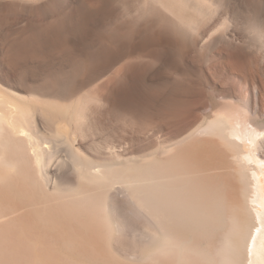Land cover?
Returning a JSON list of instances; mask_svg holds the SVG:
<instances>
[{"label":"bare ground","instance_id":"obj_1","mask_svg":"<svg viewBox=\"0 0 264 264\" xmlns=\"http://www.w3.org/2000/svg\"><path fill=\"white\" fill-rule=\"evenodd\" d=\"M251 2L243 1L242 21L235 17L242 7L237 0H0V264H127L105 252L103 234L110 231L104 226L111 225L102 206L107 196L94 186L95 193L87 192L86 182L107 188L121 178L138 183L130 194L140 205L131 203L130 213L145 209L140 216L146 211L158 223L157 228L144 218L156 248L141 264H264V213L258 209L264 163L253 154L260 149L264 158V124L256 122L264 116V77L256 74L259 69L264 74V61L252 49L254 32L264 36V19L262 13L256 24ZM167 31L188 43L177 47L180 58L173 51L177 59L195 54L199 45L225 50L221 64L195 56L203 84L222 73L238 81L218 90L221 101L213 100L205 117L186 123L168 143L141 157L124 159L129 154L124 149L100 158L108 168L99 164L91 176L85 172L86 181L79 175L88 194L64 193L77 172L74 165L97 145L93 129H121L125 143L194 111L188 102L183 107L188 95L181 89H193L192 74L159 47L161 34L164 42L170 37L163 36ZM145 39L154 43L144 45ZM93 84L97 88L88 89ZM179 85L181 94L175 91ZM198 94L193 104L187 99L193 109L206 101L205 96L195 101L204 95ZM63 151L66 156H60ZM71 166L76 171H69L68 180ZM118 201V209L128 203ZM201 239L206 247L199 246Z\"/></svg>","mask_w":264,"mask_h":264},{"label":"rangeland","instance_id":"obj_2","mask_svg":"<svg viewBox=\"0 0 264 264\" xmlns=\"http://www.w3.org/2000/svg\"><path fill=\"white\" fill-rule=\"evenodd\" d=\"M240 1H242V2H240ZM243 1H245V0H237V4H238V6H241L242 5V7H236V16L235 17H238V19L237 20H242L243 21V18H244V15H245V13H246V8L244 7V5H243ZM253 2H251V7H252V9H253V11H254V13L255 14H257L256 15V18L258 17V18H261L260 17V15L262 16V13H263V18L262 19H264V0H252ZM254 1H255V3H254ZM240 2V3H239ZM252 3H254V4H252ZM263 3V4H262ZM245 4V3H244ZM261 7V8H260ZM221 8H222V6H221ZM245 8V9H244ZM241 9V10H240ZM261 9V10H260ZM237 10L239 11V12H241V13H239L238 12V14H237ZM263 10V11H262ZM221 11H223V9H221L220 10V12L219 13H222L223 14V12H221ZM260 11V12H259ZM262 11V12H261ZM245 12V13H244ZM244 13V14H243ZM222 14H220L221 16H222ZM226 15V14H225ZM239 15H241V17L239 16ZM243 15V16H242ZM227 16V15H226ZM226 16H223V18L224 17H226ZM257 18V20H256V24H258V23H260V20H262V19H258ZM259 20V21H258ZM242 21H239V22H242ZM258 22V23H257ZM242 23H240V24H238V25H241ZM243 25H244V23H243ZM245 26V25H244ZM240 27V26H239ZM242 28H244L243 26H241ZM240 27V28H241ZM237 29H238V27H237ZM243 30V29H242ZM241 30V33L243 34V35H246L245 34V32H247V31H245L244 33H243V31ZM259 31V30H258ZM247 33H249V34H247L246 36H249L250 35V32H247ZM255 33L256 32H254V36H253V33L251 34L253 37H254V41L252 40L253 39V37H252V49L254 50V55H255V57H256V55L258 56L259 55V58L261 59H259L258 57H256V58H258L259 60L258 61H264V46H262L263 44H264V36H260L259 35V33L260 32H258V34L256 33V36H255ZM164 35V37H166V36H168V35H170L171 33L170 32H168L167 31V33L166 32H164L163 33ZM165 34H168V35H165ZM251 35H250V38H251ZM172 36H174L173 38H172ZM175 36L176 35H170V37L169 38H171V40L175 43V45H173L174 43H172V42H169V38L168 37H166V39H168V42H166L167 40L165 39V42H164V40H163V37H162V34H161V37L160 38H162V39H158L159 41H158V44H159V47H160V45H162L163 47L165 46L166 47V50H167V52H169L170 53V55H169V53L167 54V52L165 51V55H167V58H168V55L170 56L169 58L170 59H173V61H174V63L176 64V65H179L177 62V60H179V61H181V62H183V64H180V65H182L181 66V68H183V69H185L184 71L186 72V71H188V72H186L187 74L188 73H190V74H188V75H191V76H193V77H190V78H193V80H192V82H190V83H192L191 85H189V87H191L192 85V88L193 89H191V88H188V86H187V88L189 89V91H190V89H191V91H200L201 89L203 90H201L200 92H193V93H195V94H197V93H202V94H204V95H199V97H197V99L195 100V101H197L198 103H199V98L201 97H203V96H205V97H203L202 98V100L205 98L206 99V101L205 100H203V102L201 103L202 105H200V106H198V104L196 105V106H194V109L192 108V107H190V106H193V105H190L189 104V102L190 101H192L191 102V104H193V98H196L195 97V94H188V93H192L191 91L189 92L188 91V89L187 88H183V86L181 87L180 85L179 86H177V88L175 89V91H179L180 92V94L182 93V91L185 89V90H187L186 91V93L184 92V93H182V95L184 94V95H188V97H186L187 99H189L190 101H188L187 99V101L185 100H183L184 102H183V104H184V108H185V104H186V102H188V105L186 104V106H188L189 108L188 109H190L191 108V110H194L193 112H194V115H193V112L190 110L189 112H192V113H189V112H187V113H189V114H187V118L185 119V118H183V119H185L184 120V122L182 121V120H179V121H175L174 122V120H173V123H171V122H168V123H171V125H169L165 120V125L163 124V127H164V130H163V127H161L160 129H158L159 127H157L154 131H148L147 133H146V135H141L140 136V138H139V135L137 134V133H135V136L134 135H132L133 137H129V138H125V140H124V142L125 143H123V140L122 139H124L123 137H126L125 135H127V134H124L123 135V133H122V131H121V129L120 130H118V129H115L116 131L115 132H113V130L111 129V131L115 134V136H113L112 134L113 133H110L111 131H109L108 129V131L109 132H107V131H105V132H103L104 130H106V129H103V131H102V129H93V131H94V133L96 134H94L96 137L94 138V136H93V140L94 141H98L97 142V145H96V143L94 142V141H92V142H90V143H95V144H91L93 147H94V145H95V148L93 149V147H92V149H90V152H89V150H88V155H89V158H86V159H83L82 160V163L80 164L82 167H81V169H82V171H80V169H78V168H80L79 166H76V165H74L75 167H76V169H77V172H75L74 173V169H75V167H74V169H73V171H72V166H71V170H68V169H70L69 167L67 168V169H65V171H67L68 172V175H67V172L65 173L66 174V176H67V178H68V180L70 179V177H68L69 175H71V173L73 174L71 177L73 178H71V180L72 181H70L69 180V182H71L70 184H71V186H70V184H67V183H65V185L63 186V188H64V193H68V192H72V191H75V190H78V194H80V192H83V193H85L84 191H82V190H84L85 189V186H86V188L88 187V184H91V186H89L87 189H88V191L87 192H92L91 190H93V191H95V189L97 190V191H95V192H98L99 191V189L101 190V191H103L106 195H105V197L107 196V198H106V200H103V202H102V206L105 208V210H107V219H109L110 220V226H109V224H108V226H106V224L107 223H105V226H104V224H102V229L104 230V228H103V226L105 227V230H107V231H110V232H108V233H104L103 234V236H105L106 238H108L107 239V242H105L104 241V243H103V248H104V250H106L105 252L111 257V258H113L116 262L117 261H121L122 263L124 262V263H127V264H141V263H146V262H148V261H150V260H148V258L150 259L151 258V256H152V254L155 252V251H153V250H155V248H156V245H154V243L152 242V239L149 237V234H147V231H146V225H148V223H145L144 222V218H145V221L147 220L149 223H151L150 221H152V223H153V226H156L157 228H158V223L152 218V217H150L149 216V214L146 212V211H144V215L143 216H140L141 214H142V211L143 210H145V209H140L139 208V210H140V215H136V214H133L132 212L130 213V211H129V209H128V206L129 205H132L131 203H137L138 205H140V203H138L134 198H132V195L130 194V191H131V189H133V187L135 188L136 186V184H138L135 180H133L132 178H130V180L132 179L133 181H134V183L132 182V184L131 185H134V186H131V185H129V187H131V188H129V187H127L128 185L127 184H130V182L132 181H129V183H127L128 182V179L127 178H125L126 180H124V178H121V182H118V181H120V178H119V180L117 181L118 183H116V184H114L116 181H114L113 180V183L112 182H110L109 184H111L110 185V187L108 188V186H109V184L107 185V188H105V186H96L95 187V185L94 184H96V185H98L97 183H92L90 180H88L89 179V177H88V181H86V177L87 176H89V174H90V176H91V173L93 174V172L95 171V169L98 167L97 165H99V164H102V165H99V167H103V168H105L104 166H106V168H108L109 167V165H110V163L109 162H107V163H109V164H107V163H105L104 164V162L106 161H102L100 158H102L103 160L104 159H106L108 156H112V154H116V152L118 151V153L121 151V152H123L124 151V149L125 150H128L127 152L129 153V154H127L126 156H122V158H124V159H129V158H134V157H141V156H143V155H145V154H147V153H150L152 150H156L158 147H159V145H161V144H163V143H168L167 141L169 140V138H173V137H176L177 136V134L178 133H180V131H182L183 129H185L186 128V126H189V124L192 122V121H194V120H197V118H198V120H201V118L204 116V115H207L208 114V112H210V103H212V102H214V101H216L218 98L216 97L219 93H222L228 86L227 85H229V84H232V83H234V81H238V79L236 80V79H234V77H232V75L230 74L229 76H228V73H222V74H217V76L215 77H212L211 75H210V82L208 83V84H203V83H207L204 79H205V76L204 75H202V77H201V72H200V70H197L199 67L197 66L198 64H197V59L195 58V56L196 55H198L199 53H200V55L202 54V57H204V55H205V57L204 58H206V59H209L208 61H207V63L208 64H213L215 61H217L216 63H223L224 61H226V59H225V50L222 48V46L221 45H208V46H206V47H204L205 49H201L200 48V45L198 46V48H197V52L195 51V54H194V52L190 55V56H187V58H185L184 56H186V55H184L183 57V60L182 59H177V57L178 58H180V56L179 55H181V54H179V52L181 51V50H183L184 49V46H185V44L187 45L188 43H186V42H184V41H181L182 39H180V38H178L177 36V38H175ZM258 36V38H256ZM260 36V37H259ZM244 36H241V41L242 40H244L245 38H247V37H244ZM148 38V37H147ZM149 38H151V36L149 37ZM175 38V39H174ZM255 38H256V40L258 39L259 41H257V42H255L256 40H255ZM261 38V39H260ZM263 38V39H262ZM150 41V42H148V41ZM145 39V42L147 43V44H144V45H149V43H151V42H153V40H149V39ZM161 40H163V41H161ZM170 40V41H171ZM176 40H177V42H176ZM263 42H262V41ZM163 43V44H165V45H163L161 42ZM179 41V42H178ZM261 41V42H260ZM184 44H183V43ZM154 43V42H153ZM152 43V44H153ZM161 43V44H160ZM176 43H178V44H176ZM242 43V42H241ZM240 43V44H241ZM255 43V44H254ZM263 43V44H262ZM152 44H150V45H152ZM182 44V45H181ZM258 44V45H257ZM262 44V45H261ZM170 46V48H168L169 46ZM177 45V46H176ZM181 45V46H180ZM161 46V47H162ZM172 46H174V47H172ZM180 46V47H179ZM211 46V47H210ZM215 46V47H214ZM253 46H255L254 48H253ZM145 47H147V46H145ZM171 47H172V49H171ZM181 48V50H179L178 48ZM217 47V48H216ZM221 47V48H220ZM149 49H150V47H148ZM152 48H156V46H155V44H154V46L152 47L151 46V49ZM158 48V47H157ZM175 48V49H174ZM177 48V49H176ZM189 48V47H188ZM211 48V49H210ZM255 48H256V50H255ZM199 49V50H198ZM210 49V50H209ZM224 50V51H222V50ZM163 50V49H162ZM165 50V49H164ZM172 50V51H171ZM174 50H176V51H174ZM173 51L175 52V54L177 55V57L175 58L174 56H176V55H174V53H173ZM221 51V52H220ZM256 51H258V52H256ZM172 52V53H171ZM202 52V53H201ZM211 52V53H210ZM181 53V52H180ZM222 53V54H221ZM263 55V56H262ZM189 57V58H188ZM222 57V58H221ZM224 57V58H223ZM175 58V59H174ZM193 58H195V61H194V59ZM169 59V60H170ZM177 59V60H176ZM190 59V60H189ZM191 59H193V60H191ZM215 59V60H214ZM221 59H223V61H221ZM219 60L221 61V62H219ZM171 61V60H170ZM177 61V62H176ZM191 61V62H190ZM212 61V62H211ZM181 62H179V63H181ZM186 62V63H185ZM195 62V63H194ZM193 63V64H192ZM215 63V65H218V64H216ZM262 63V62H261ZM188 64V65H187ZM197 64V65H196ZM180 65H179V69L181 70V68H180ZM188 66V67H187ZM198 67V68H197ZM198 71H195V69ZM191 69V70H190ZM260 70V69H259ZM259 70H256V74L257 73H259L258 75H261L260 77H264L263 75V71H262V69H261V71H259ZM182 71V70H181ZM183 72V71H182ZM185 73V74H186ZM201 73V74H200ZM200 74V75H199ZM224 74V75H223ZM227 74V75H226ZM219 75H221V76H219ZM227 78H226V77ZM194 77L197 79V78H199V77H201V78H199V80L197 79H194ZM204 77V78H203ZM221 77V78H220ZM223 81H222V80ZM194 80L195 81H198V82H200L199 83V85H198V82H194ZM202 80V81H201ZM204 81V82H203ZM202 82V83H201ZM231 82V83H230ZM197 84V86L196 85H194V84ZM229 83V84H228ZM95 84V83H94ZM93 84V86H91L92 88H88V89H92V90H95L96 88H97V86H95ZM200 84H201V86H200ZM203 84V85H202ZM97 85V84H96ZM209 85V86H208ZM212 86V87H211ZM215 86V87H214ZM180 87H181V89H183L182 91H181V89H180ZM196 87V90H194V88ZM213 88V89H211V88ZM200 90H199V89ZM225 88V89H224ZM88 89H86V91L88 90ZM216 89V90H215ZM213 90V91H212ZM215 90V91H214ZM218 90H219V92H218ZM204 91H206V92H204ZM188 92V93H187ZM217 92H218V94H217ZM206 93V94H205ZM177 94L178 95H180L178 92H177ZM215 94H217V95H215ZM194 95V96H193ZM198 95H196V96H198ZM208 95V96H207ZM189 96H191V97H189ZM207 96V97H206ZM211 96L213 97V98H211ZM201 98H200V100H201ZM193 99V100H192ZM214 100V101H213ZM208 101V102H207ZM210 101V102H209ZM221 100H217L216 102H220ZM197 102H195V103H197ZM205 102V103H204ZM207 102V103H206ZM195 103H194V105H195ZM204 103V104H203ZM209 103V106L207 105ZM182 104V105H183ZM200 104V103H199ZM206 104V105H205ZM190 105V106H189ZM204 106V107H203ZM195 107H197V108H195ZM187 109V108H186ZM187 109V110H188ZM209 109V110H208ZM219 109V108H218ZM221 109V108H220ZM208 110V111H207ZM186 111V110H185ZM196 111V112H195ZM199 111V112H198ZM198 113V114H197ZM192 114V115H191ZM204 114V115H203ZM189 115V116H188ZM200 115H202V116H200ZM192 116V117H191ZM195 116V117H194ZM200 116V117H199ZM192 118V119H190V118ZM205 117V116H204ZM260 118V119H259ZM170 119H172V118H170ZM174 119V118H173ZM189 122V123H188ZM256 122H258L259 124L260 123H262V124H264V116H262V117H258L257 119H256ZM186 123L188 124V125H186ZM162 124V123H161ZM181 124V125H180ZM186 125V126H185ZM167 126V127H166ZM170 126V127H169ZM177 126V127H176ZM180 126V127H179ZM169 127V128H168ZM173 127V128H172ZM181 127H182V129H181ZM96 128V127H95ZM177 129V130H176ZM95 130H99V131H102V134L104 135H100V132L99 131H97V132H95ZM118 130V131H117ZM159 130V131H158ZM120 131V132H119ZM124 131V130H123ZM166 131V132H165ZM173 131V132H172ZM175 131V132H174ZM178 131V132H177ZM116 132H119V133H117V135H116ZM125 132V131H124ZM154 132V133H153ZM168 132V133H167ZM171 132V133H170ZM98 133V134H97ZM113 136V137H110L111 135ZM158 135H157V134ZM106 134H108L107 136H106ZM120 134H122V136L123 137H121V136H119ZM153 134H154V136H153ZM171 134V135H170ZM246 134H248V132L246 133ZM169 135V136H168ZM175 135V136H174ZM142 136H144V137H142ZM152 136V137H151ZM103 137V138H102ZM104 137H105V139H104ZM110 137V138H109ZM116 139H115V138ZM118 137V138H117ZM136 137V138H135ZM100 138H102V139H100ZM120 138V139H119ZM122 138V139H121ZM131 138H133V139H135V140H132ZM107 139V140H106ZM111 139H112V141H111ZM131 139V140H130ZM165 139H166V141H165ZM105 140V141H104ZM121 140V141H120ZM128 140V141H127ZM150 140V141H149ZM164 140V141H163ZM103 141V142H102ZM110 142L109 144L107 143H105V142ZM129 141H131V142H129ZM101 142V143H100ZM113 142V143H112ZM114 142H115V144H114ZM247 142V141H246ZM102 144V145H99V144ZM105 143V144H104ZM159 143V144H158ZM105 146H104V145ZM118 144V145H117ZM158 144V145H157ZM109 145V146H108ZM115 147H114V146ZM120 145V146H119ZM102 146H104L105 147V150L101 147ZM108 146V147H107ZM122 146V147H121ZM152 146V147H151ZM154 146V147H153ZM98 147H99V149H98ZM111 147V148H110ZM143 147V148H142ZM108 148V149H107ZM113 148V149H112ZM146 150H145V149ZM255 148V147H254ZM106 149L109 151H106ZM93 150V151H92ZM96 150H97V152L98 153H96ZM103 152H102V151ZM113 150V151H112ZM151 150V151H150ZM141 151V152H140ZM261 150L260 149H255V150H253V154H254V156H255V158L257 159H259V157L262 159L261 161L264 163V158L262 157V156H260V152ZM101 152V153H100ZM110 152H112V153H110ZM115 152V153H114ZM120 152V153H121ZM62 154H60V156H64L65 155V151H63V152H61ZM95 153H96V155H95ZM99 153L102 155V156H100L99 155ZM104 153H108L107 155L105 154V155H103ZM110 154V155H109ZM135 154H137V155H135ZM129 155V156H128ZM66 156V155H65ZM92 156V157H91ZM97 156H98V158L101 160H96V158H97ZM100 156V157H99ZM107 156V157H106ZM258 156V157H257ZM103 157H106V158H103ZM110 157H108V158H110ZM94 158V160L93 161H95L96 160V162H97V164H95V162H93L91 159H93ZM109 159H107V161H108ZM92 161V162H91ZM259 162H261L260 161V159L258 160ZM261 162V163H262ZM91 163V164H90ZM93 163V164H92ZM262 163V164H263ZM108 166H107V165ZM94 165V166H93ZM53 167H54V164H53ZM52 166H51V168H53ZM92 168V169H91ZM94 168V169H93ZM76 169H75V171H76ZM87 169H88V172H87ZM97 170V169H96ZM71 173H70V172ZM85 172H86V174H88L87 176H86V174H85ZM79 173V174H78ZM84 173V174H83ZM78 175V177L80 178V176H81V178L82 179H84V177H85V179H84V181H86V182H88V184H84V183H86V182H84L83 180H81V178L78 180V177H76ZM80 175V176H79ZM130 175L131 176H129V173H127V174H125V176H128V177H134L131 173H130ZM74 180H76L75 182H74ZM116 180V179H115ZM123 180V181H122ZM81 181V182H80ZM82 181L84 182V183H82ZM126 181V182H125ZM80 182V183H79ZM90 182V183H89ZM122 182H124V183H122ZM122 183V184H121ZM80 184H82V185H85V186H82V185H80ZM114 184V185H113ZM125 185H127V186H125ZM79 186V187H78ZM80 186H82L84 189H82V187L80 188ZM93 186H94V188L95 189H93ZM111 186H113V187H111ZM106 189V192L104 191L105 189ZM79 188V189H78ZM103 188V189H102ZM128 188V189H127ZM130 189V190H129ZM80 191V192H79ZM85 191H86V189H85ZM101 191H99V192H101ZM129 191V192H128ZM86 192V193H87ZM95 192H92L91 194H93V193H95ZM99 192H98V195H99ZM86 193H85V195H86ZM102 193V192H101ZM100 193V194H101ZM129 193V194H128ZM262 194V191H261V189H258V195H259V198H260V194ZM70 194V193H69ZM82 194V193H81ZM88 194V193H87ZM84 195V194H83ZM84 195V196H85ZM102 195H104V194H102ZM129 195H131L130 197L131 198H129ZM126 197H128L129 199H130V201L131 202H129V201H127L128 199L126 198ZM119 199V201L121 202V204H124L123 202H125L126 203V201L129 203H127L126 204V206H125V204H124V206H122V208L121 209H118V205L119 204H117L116 202L118 201V199ZM121 198V199H120ZM124 198V199H123ZM112 199H114V200H112ZM124 201H123V200ZM132 199L133 200H135V201H132ZM116 200V201H115ZM101 201H102V199H101ZM113 201H115L114 203H116V205H117V207L115 206V208H117V209H115L114 208V203H112ZM118 201V202H119ZM123 201V202H122ZM136 204V205H137ZM260 206H258V209L260 210L261 209V211L264 213V200H262V199H260L259 200V203H258ZM261 206H263V207H261ZM124 207V208H123ZM139 207V206H138ZM26 209H29V208H26ZM263 209V210H262ZM142 210V211H141ZM132 214V215H131ZM133 216V217H132ZM147 216V217H146ZM7 217H9V216H6V218ZM137 217V218H136ZM149 217V218H148ZM142 218V219H141ZM108 220V221H109ZM146 221V222H147ZM143 223V224H142ZM152 223H151V225H152ZM157 223V224H156ZM144 224H145V226H144ZM150 225V224H149ZM145 228H144V227ZM107 227H110V228H107ZM143 227V228H142ZM109 229H111V230H109ZM102 230V231H103ZM104 230V231H105ZM187 235V234H186ZM184 235V237H182L183 239V242H185V243H187V240H190L191 239V236H189V235ZM189 236V237H188ZM185 240V241H184ZM218 243L221 241V238H218ZM198 244H199V246H201V247H206V241L204 240H202L201 239V241H198ZM158 246V245H157ZM155 247V248H154ZM154 255V254H153ZM153 257V256H152ZM147 260V261H146ZM151 260H153V259H151Z\"/></svg>","mask_w":264,"mask_h":264}]
</instances>
